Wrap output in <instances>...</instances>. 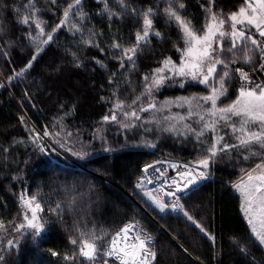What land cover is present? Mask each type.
Here are the masks:
<instances>
[{
  "label": "trees",
  "instance_id": "16d2710c",
  "mask_svg": "<svg viewBox=\"0 0 264 264\" xmlns=\"http://www.w3.org/2000/svg\"><path fill=\"white\" fill-rule=\"evenodd\" d=\"M30 2L39 9L36 18L48 34L74 0H56L55 4L51 0H0V241L4 244L0 248H5V238L22 219L21 194L36 197L44 208L38 216L42 223L47 221L39 238L29 235L17 249L3 252L6 264H76L62 259L64 254L71 256L77 251L71 239L79 243L80 233H85L83 239H90L91 232L104 233L107 239L134 223L156 240L154 264H264V247L258 244L243 214L240 194L230 186L257 161L249 165L239 161L241 158L237 160V153H227L211 166L212 180L180 197L184 210L215 237L213 243L181 212H161L135 189L149 165L160 160L194 165L206 146L170 135L159 127L160 122L144 124L150 111L142 113L134 129L122 131L110 125L99 132L114 102L132 103L143 96L144 75L161 67L167 57L180 61L177 48L183 49L184 42L175 24L162 16L155 19V28L164 39L153 38L148 48L138 53L135 68L128 67L125 59V69H121L110 45L118 38L124 47L131 46L140 22L122 15L118 0H108L111 12L120 14L111 19L98 0H83L85 19L71 18V26L55 31L52 41L39 53L28 35L36 30L35 25L19 23ZM180 2L185 4L181 15L191 21L196 33L202 34L207 22L202 7L206 0ZM127 3L137 11L152 4L165 6V0ZM242 3L216 0L213 11L226 16ZM16 9H20L19 15ZM74 24L86 30L74 35ZM92 33L98 34L93 41L99 42V48L84 43ZM241 56L232 68L244 67L255 78L261 74L258 69L249 71L252 65L243 63ZM255 62L259 63L258 55ZM232 84L234 91L238 87L236 79ZM202 90L198 84L186 83L183 88L162 87L154 96L168 103ZM32 127L39 131L47 128L49 139L88 171L52 152L43 140L39 143L49 151L41 152L33 142ZM69 132L71 136H67ZM57 204L63 209L60 220L48 211ZM49 250L60 253V257L52 256ZM78 264H84L82 258L78 257Z\"/></svg>",
  "mask_w": 264,
  "mask_h": 264
},
{
  "label": "snow or ice",
  "instance_id": "6c2138e0",
  "mask_svg": "<svg viewBox=\"0 0 264 264\" xmlns=\"http://www.w3.org/2000/svg\"><path fill=\"white\" fill-rule=\"evenodd\" d=\"M56 0H51V3L55 4ZM103 4L104 11L108 13L109 19L113 15L119 16L120 14L112 13L108 8V0H98ZM118 3L123 10L122 15L135 17L140 22V28L135 32V41L129 47H124L121 43L117 42L118 38H114L113 43L110 45L113 58L120 61L119 67L125 69V59L128 61V67H136V57L138 53H143L145 49L151 44L152 39H164L163 34L155 28L154 20L158 17H164L169 24H175L181 33V39L185 44V48H177V51L181 53V63H176L171 57L165 58L161 63L163 67L153 69L151 73L143 76L145 81L144 96H152L153 92H158L165 86H178L183 88L186 83L190 81L198 84H203L206 87H210L211 93L202 97H179L177 98L180 103L178 107H183L185 104L189 106L188 117L193 115L192 105L193 101H196V107L202 108L203 105L199 101H203L205 104L210 102V107L204 109V112L216 118L212 122L206 121L205 116L199 112L195 113L200 121H204L200 131L192 129L190 125H186L189 132L193 133L197 140L207 131L216 132L217 125H222L224 128L231 129L232 134L235 136L237 143H228L223 135L217 136L213 142L205 148V155L194 163V165H175L172 167H182L185 170L180 171L177 175L179 180L175 178H168L169 183L167 185V191L163 192V195L174 198L171 203L172 211H179L183 216L191 221L197 228H200L205 235L215 243V237L211 236L204 230L189 213L184 210L183 205L179 203L180 196L177 193L184 190H188L190 185H194L197 180H204L208 178V172L211 164L215 162V158L218 155H226L235 149H246L251 151V145H258L261 150H264V82H256L249 75L248 71H244L243 68H232V65L238 62L236 52L240 51L242 56L239 59L243 60L245 64H251L252 68L249 71L259 70L264 73V39H257V34L260 38H264V0H243L242 6L238 11L230 14H223L222 12H215L213 8L216 4V0H206V5H202L206 14V20L208 21L202 30V34L198 35L193 30L190 20H186L181 15V10L185 8V4L180 0H165L164 7H158L156 4H152L146 8H142L137 11L136 8L131 7L127 0H118ZM27 14L23 15L19 23L31 27L35 25L39 32L36 36H32L28 33L34 43L47 44L53 39V34L61 27L66 26L70 21L71 15H78L79 19L83 21L86 14L83 13V0H74L73 3L68 5V8L63 12V19L52 28V32L47 34V39L41 40L40 37L45 35V29L42 26L43 22L36 18V13L39 9L34 2H30L26 5ZM17 14H20V9L15 10ZM225 23L228 24V28H225ZM240 26V27H238ZM76 32H83L86 29L73 25ZM2 30V29H0ZM98 35L92 33L90 38L85 39L84 43L89 46L99 48V42L93 41V37ZM251 47H250V46ZM103 52V49H100ZM194 52L196 53L194 55ZM230 54V55H229ZM259 56V63L255 62V56ZM35 55L32 57L34 61ZM96 63L101 67H105L102 61L96 60ZM217 65H220V71L217 72ZM79 66V64H77ZM27 67H31V62ZM167 71V74H165ZM22 75L18 73L17 76ZM183 79H177V78ZM238 81L237 98L233 102L226 104L225 106L218 107L217 101L221 96H226L228 88L232 86V80ZM111 82V81H110ZM3 87V85H0ZM141 97H136L132 103L136 104ZM172 103H176L173 101ZM116 109L123 108V102L118 101L115 105ZM156 109V103L149 101L147 107L141 106L140 111H149ZM123 116L126 118L140 119L135 110L131 112H123ZM183 120L184 117H178ZM233 118H239L238 121H233ZM169 119H177V117H170ZM23 121V117H21ZM105 122H117L118 117L116 111H111L110 115L103 117ZM252 125L253 127H249ZM124 128L135 127L134 124H124ZM167 131H173L174 125L166 129ZM33 133V142L37 143L41 152L49 151L42 143H39L43 137H49L51 134L45 128L43 137L39 133ZM239 133V135H237ZM59 136L60 133H56ZM69 132L67 136H71ZM59 142V141H57ZM203 143V141H201ZM150 147H155V144H150ZM63 147V145H62ZM70 150V149H69ZM74 155H81L73 153ZM262 156L261 164H257L256 168H264V152L256 153ZM247 159L248 157H243ZM148 167H154L149 165ZM148 167L144 169L147 172ZM253 169L252 171H255ZM159 172L161 178L165 173L156 169ZM248 181L244 187L237 185L236 187L243 193L245 198V212L250 213L253 207V201H258L261 205H264V171L261 174L253 177L251 172L247 173ZM149 199L157 205L159 211L163 212L169 207L162 199L152 195V193H146ZM22 206L25 207L23 213V219L20 223L14 225V231L20 235L21 238L31 232L32 236H40L45 230L47 221L43 223L38 216V212H43L44 208L41 203L36 200V197L27 198L25 194H21ZM48 211L52 212L60 220L63 217V209L59 204L55 208H48ZM252 223L251 220L248 221ZM133 226H126L116 233L115 236L105 238L104 233H88L90 239H83L85 233H80V242L77 239H71L70 243L77 251L73 252L71 256L64 254L62 259L66 262H76L78 264V257L82 258L84 264H109V260L113 261V264H154L156 260V252L150 247L151 236L144 235L141 238L140 235L134 237L135 243L128 247L117 246L121 243L122 237L127 235ZM255 238L259 245L264 246V233L257 232L255 228L252 229ZM19 241L10 239L7 241L5 248H0V264H6V258L3 252L7 249H13L18 246ZM243 251V249H242ZM50 254L54 257H60V253L49 250Z\"/></svg>",
  "mask_w": 264,
  "mask_h": 264
},
{
  "label": "rangeland",
  "instance_id": "374dc122",
  "mask_svg": "<svg viewBox=\"0 0 264 264\" xmlns=\"http://www.w3.org/2000/svg\"><path fill=\"white\" fill-rule=\"evenodd\" d=\"M83 13H85L84 10H83ZM71 16L72 15L70 14V19L71 18H75L76 20L81 21L79 19V16L78 15H74V17H71ZM67 25H70L71 26L70 22ZM238 27H240V26H238ZM225 28L226 29L228 28V24L227 23H225ZM193 30H194V28H193ZM38 32H39V29H36L35 31H32L31 34H32V36H36ZM253 34L256 35V38L257 39H264V38H260L257 34H255L254 31H253ZM198 35H201V34H198ZM40 39L41 40L47 39V33L45 32V35L43 37H40ZM32 43L34 44V46L37 49V52L38 53L43 48H45L48 45V43L47 44H39L38 45L37 43H34L33 41H32ZM184 48H185V44L183 46V49ZM239 52L240 51H237L236 52V55L237 56H241L242 55V53L241 52L239 53ZM195 54L196 53L194 52V55ZM238 54H240V55H238ZM175 63H176V65H180L181 59H180L179 62H175ZM161 67H163V64L161 65ZM220 68H221V66L220 65H217V72L220 71ZM165 74H167V71H166ZM261 74L258 75L255 78L253 74L249 73V75L252 77V79L254 81H256V82H264V73L261 72ZM177 79H183V78H179L178 77ZM233 82H235V79L232 80V83ZM189 83L198 84V83L192 82V81H190ZM237 83H238V81H237ZM198 85H200V87H202L204 89V91L202 90V93L197 94V95L191 94V95H187V96H184V97H193V96L202 97V96H205V95H209L211 93L210 87H206L203 84H198ZM232 86H233V84H232ZM232 86H230L228 88L227 95L226 96H221L220 99L217 101V106L218 107L225 106L226 104H229V103L233 102L234 100H236V98H237V88L238 87L234 91H232L233 90ZM137 97H141V99L136 104L130 103V101L129 102H125V101L123 102L122 101L123 102V108L122 109H116L115 108V105H116L117 102H114L113 106L110 108V114H111V111H116L118 120H117V122H112V121L105 122V121H103L102 124H101V126L99 127V130H100L99 132H104V130L106 129V127H108L110 125L111 126H116L118 129H121L122 131L123 130H126V129H130V130L131 129H134L137 126V124L141 121L140 119H141L142 113H147V112L150 111V113L152 112V114H150V116H148V118L146 120H143L145 122L144 124L150 126V124L151 125H155V124H157V122H160L161 125L159 127L163 128L164 130H166L169 127H171V126L174 125V130L173 131H167V130L166 131L169 132L170 135H172L174 137H177L178 139H180L182 141H188V140H190V141H194L196 143H199V144H202V145L208 147V145H210L217 136L223 135L224 138H225V140L228 143H237L238 142L236 140L235 136L232 134L231 129L224 128L222 125H217L216 132H212L210 130L207 131L205 133V135H203V136H201L199 138V140H197L196 136L193 133L189 132L188 128L185 127L186 125H190L192 129H195L196 131H200L201 126L204 123V121H200L199 123H197V121L199 119V117L195 114L197 112H199L200 114L204 115L206 121L212 122L214 119H216V118H213V117L207 115L204 112V109H207V108L210 107V102L207 103V104H205L203 101H199V103L201 105H203L202 108H199V107H196V103L197 102L196 101H193V105H192L193 115L191 117H188L189 106L187 104H185L183 107H178L177 104L180 103V101H178V100H173V101H176V103H172L173 101L172 102H168V103H164V102L162 103L160 101H157V99L154 96V92H153L152 96H150V97L149 96H144V95L143 96L142 95L141 96H137ZM149 101H154L156 103V109H151L149 111H140L141 106L147 107ZM133 110H135L137 112V114L139 115V117H140L139 120L135 119L134 117L133 118H126V117L123 116V112H125V111L131 112ZM174 116L177 117V119H169L170 117H174ZM178 117H184V119L183 120H180ZM238 119L239 118H233V121L234 122L235 121H238ZM124 124H134L135 127L124 128L123 127ZM249 127H253V126L252 125H249ZM31 130H34L35 133H39L40 136L43 137L44 131H39V130L35 129L34 127H32ZM237 135H239V133H237ZM42 140L44 141L45 144H47V146H49L51 148L52 152H55V153L61 155L63 158H65L67 161H69L70 163L74 164L78 168H81V169H83L85 171H88V170L84 169L83 166L80 165L78 162H76L75 160H73L72 158H70L59 147H57L55 145V143L49 139V137H43ZM201 141H203V143H201ZM233 152H235V153H237L238 155L241 156V157L239 156V158H237V160L241 158L239 161H244V163H246V164H249L250 165V163H253V162H256L257 161V163L254 166H252L251 168H249L247 171H244L243 172L240 180L237 183L231 184L230 186L233 187L234 190H236L240 194V196L242 198V210H243V214H244L245 218L247 219V221H249V220L252 221V223L249 224L250 227H251V231H252L253 228H255L257 232L264 233V205H261L258 201H253V207H252L250 213H246L245 212L246 204H245L244 195L236 187L237 185H240L241 187H244L247 184V181H248L247 173L251 172V174L253 175V177H255V176L261 174L262 171H264V168H260V169L256 168V165L257 164H261V162H262V156L260 154H257V155H253L252 154V152L262 153V152H264V150H261L258 145L253 144V145H251V151L240 148V149L232 150L229 153H233ZM204 155H205V153H204ZM203 156H202V158H203ZM220 157H222V156L221 155H218L215 158V162H217L220 159ZM243 157H248V158L247 159H244ZM164 161H167V160H164ZM214 163H212L211 166ZM211 166H210L209 169L205 170L206 172H208V175L210 174L209 173V170L211 169ZM253 169H256V170L255 171H252ZM142 195L146 198V200L150 201L156 208H158L157 205L155 203H153L149 199V196L148 195H146V194H142ZM164 203L169 205V207L166 208L165 211L172 212L171 211V204L169 202H164ZM25 210L26 209L24 207V211ZM22 219H23V215H22ZM22 219L20 220V222L22 221ZM163 230H165V229L163 228ZM43 232L41 233V235L43 234ZM29 235H31V232H29L28 234H26L25 236H23V238H21L20 235L18 233H16L14 231V228H13L12 231L8 234L7 238H5L6 240L4 238H2V239H3V241L4 240L6 241L5 242V247H6V244H7V241L8 240H10V239L18 240L19 241L18 246H16L15 248H13V249H17L19 247L21 241L23 239L27 238ZM40 236H35V238H39ZM1 244H2V241H0V247H1ZM2 245H4V244H2ZM121 246H125V244L124 245H121ZM125 247H127V246H125ZM7 250L10 251L12 249H7Z\"/></svg>",
  "mask_w": 264,
  "mask_h": 264
},
{
  "label": "built area",
  "instance_id": "2783aa9c",
  "mask_svg": "<svg viewBox=\"0 0 264 264\" xmlns=\"http://www.w3.org/2000/svg\"><path fill=\"white\" fill-rule=\"evenodd\" d=\"M188 165V164H183L179 162H173V161H164L160 160L152 164L154 167H148L147 172H143V175L139 178V180L135 183V189L139 193H152V195L157 196L158 198L162 199L163 202H169L170 204L174 201V198H169L165 195H163L164 191H167V185L169 183L168 178H175L177 180L180 179V177L177 175L178 172L184 171L185 169L182 167H177L173 168L172 165ZM192 166V165H189ZM156 169H159L160 171L164 172L165 175L163 178L160 177L159 172L156 171ZM213 177L208 175L207 179L204 180H197V182L194 185H190L188 190H184L182 192L177 193V195L181 196H187L190 191L198 186L199 184H202L204 182L212 180ZM175 214L180 213L179 211H172ZM130 226V225H129ZM133 226L129 233L122 237L121 243H119L117 246L124 245L125 246H130L131 244L135 243L134 237L136 235H140L141 238L143 236L149 235L148 232H146L139 224H131ZM151 236V235H149ZM151 242H150V247L152 248L153 251L156 252V240L154 237L151 236ZM155 262V261H154Z\"/></svg>",
  "mask_w": 264,
  "mask_h": 264
},
{
  "label": "crops",
  "instance_id": "0c3cea01",
  "mask_svg": "<svg viewBox=\"0 0 264 264\" xmlns=\"http://www.w3.org/2000/svg\"><path fill=\"white\" fill-rule=\"evenodd\" d=\"M243 211V210H242ZM247 220V219H246ZM248 222V221H247ZM254 235V234H253Z\"/></svg>",
  "mask_w": 264,
  "mask_h": 264
},
{
  "label": "water",
  "instance_id": "95a60500",
  "mask_svg": "<svg viewBox=\"0 0 264 264\" xmlns=\"http://www.w3.org/2000/svg\"><path fill=\"white\" fill-rule=\"evenodd\" d=\"M163 230V229H162ZM164 231V230H163Z\"/></svg>",
  "mask_w": 264,
  "mask_h": 264
}]
</instances>
